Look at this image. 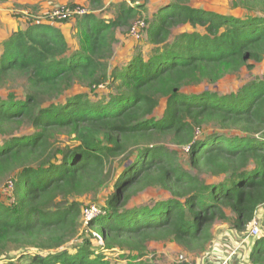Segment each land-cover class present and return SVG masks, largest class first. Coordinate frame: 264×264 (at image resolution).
Masks as SVG:
<instances>
[{
    "label": "trees",
    "instance_id": "16d2710c",
    "mask_svg": "<svg viewBox=\"0 0 264 264\" xmlns=\"http://www.w3.org/2000/svg\"><path fill=\"white\" fill-rule=\"evenodd\" d=\"M115 7L114 18L90 13L76 22V49L45 22H31L3 43L0 88L20 76L29 91L25 99L0 97V135L10 134L0 143V184L11 182V203L0 196V257L30 247L48 254L23 255L24 264H113L89 240L73 254L63 249L79 231L77 198L111 185L104 212L90 226L108 247L139 257L151 242L204 251L217 221L246 232L264 206V78L229 95L185 92L264 62V0H234L233 7L246 10L238 17L193 7L191 0H168L153 11L140 2ZM137 19L145 21L146 44L112 65L117 30ZM186 26L192 30L175 32ZM75 83L107 92L97 102L85 94L60 100ZM163 100L166 109L156 119ZM23 124L33 132H10ZM211 124L228 133L199 137ZM60 134L75 143L61 149ZM168 140L180 150L169 149ZM186 146L191 169L218 182L177 162ZM149 188L169 197L128 207ZM249 264H264V236L253 241Z\"/></svg>",
    "mask_w": 264,
    "mask_h": 264
},
{
    "label": "rangeland",
    "instance_id": "374dc122",
    "mask_svg": "<svg viewBox=\"0 0 264 264\" xmlns=\"http://www.w3.org/2000/svg\"><path fill=\"white\" fill-rule=\"evenodd\" d=\"M1 1H5V0H1ZM121 1L126 2L128 0H121ZM121 1L79 0L78 2H76L75 0H71V2H68V4L63 5L57 3V5L56 4H54V6L51 5L50 7L52 8L49 11L45 13L38 12L37 14L29 10V6H26L25 8L20 7L21 9L24 10H21L17 13L14 10L13 16H17V18L20 17V19L23 20V25L28 27V25L31 22L49 23L47 20L48 19L47 14L56 7L81 6L86 10V15L92 13L98 17L104 16L105 18L111 19L114 18L116 15L115 6ZM167 1L168 0H136V1L130 0L131 3L140 2L141 4L146 5L147 9H149L150 11H153L160 2H167ZM127 5L131 6L128 2ZM191 5L196 8H202L207 11H213L222 15L224 14V15L238 17L240 15L246 14L245 8L233 7L234 0H191ZM19 14L21 16H18ZM23 14L27 15L26 16L27 18L24 17ZM148 17H149L148 14L143 15V19L145 20H147ZM80 18L81 17H76L67 22L50 23L52 25L59 23L71 25L70 41H73V43H71L73 49L79 47V40L76 36L77 31L75 26H76V22ZM136 21H138V19ZM131 26L132 25H130V27L117 30L116 33L117 41L114 44V52L110 61L112 65H116L117 63H119L123 59H126L128 56L134 53L137 46L139 45L143 46L146 44L147 35L144 32V30L142 31L141 34L142 36L140 37V39L135 40V37L132 34V30H130ZM191 30L192 29L186 26V27H179L178 29H176L175 32H184ZM263 78H264V62L255 65V68L253 70H248L247 68H243L240 72L236 74H227L221 81H219L215 85L202 84L200 86L186 88L185 92L199 93L203 91H210L213 93H217L218 95L221 96L229 95L232 93H236L244 85L254 80H262ZM28 91H29V87L26 79L24 77L14 76L13 78L8 80L5 86L0 88V97L6 98L9 94L13 93L19 99H23V98L25 99V96ZM106 92H107V87H101L98 90L94 91L81 84L75 83L73 88L68 90L60 98V100H64L68 96L85 94L89 97L91 101L97 102L102 97L105 96ZM165 109H166V103L165 100H163L155 112V118L160 119ZM10 132L16 133L15 135L17 136L28 135L33 132V128L31 127V125L23 124L19 128L18 126L13 127ZM212 132L228 133V131L226 132L225 130H218L217 125L211 124L201 129L198 135L199 137H202L203 135L210 134ZM262 132L264 133V130ZM9 135H7L6 137H8ZM256 136H261V135L257 133ZM6 137L0 135L1 144L5 141ZM73 139H74L73 135L60 134V136H58L59 147L61 149H64L68 145H73L75 143ZM166 144L171 150H175V151L180 150L178 147L172 145L169 140L166 142ZM188 158L189 157L187 154L179 155L177 162L180 165H183L185 169L192 171L193 175L200 177L202 180L208 183L219 181V178L217 177H210L207 174L199 173L198 171L191 169ZM9 184H10L9 180H7V182L3 184H0V196L2 197V200L8 204L11 203L10 187L8 188ZM112 187L113 185H111V187L109 186L108 188L102 190L97 195L89 194L77 198V201L83 204L79 231L76 234L75 238L69 243H67L63 247V249H69L70 253L73 254L76 252V247L78 245L82 244L85 240H89L92 245V250L94 251V253L105 255L108 259H110L111 263L113 264H127L134 261H146L150 264H181V263L202 264L206 256H208L211 253H214V251H212V247L214 248V245L216 244V242L219 241L220 237L224 238L225 236H227L228 239H231V235L234 238H236L237 236L236 230L232 228V224H231L232 221L229 222L217 221L212 227V235H213L212 240L210 241L209 245H207V249L204 251H194V252L186 251L184 248L171 241L149 243L145 248L144 255L142 257H139L138 254L135 252L122 251L117 248H110L105 244L102 237H100V235L97 234L96 228L95 227L91 228L90 223H93V225H95L97 218H99L102 215V211L104 212L103 209L104 201L102 199H105V197L109 194V192L110 193L112 192L113 190ZM167 197H169V193L167 191H164L162 189L149 188L145 191L138 193L136 196L132 197L131 200L129 201L128 207L154 204V202L161 201ZM92 207H95V209H97L98 212L100 210L99 216H96V213L98 212L92 214L93 216L89 215L88 211L91 210ZM226 212L227 215L233 219V214L229 210H226ZM256 214L261 222V228H262L261 234L264 235V206H261L257 210ZM254 240L257 239H251L249 242V246L252 245ZM226 246L229 247L230 245L227 243ZM233 246L234 244L232 245V247ZM246 251L247 249L243 250L242 253L243 256H246ZM36 254L46 255L48 253L47 251L41 252L35 248H30V247L19 250L17 249L15 250V248L13 247L8 252V254H4L0 257V264H24L27 262V260L21 258L23 255H36ZM239 261H240L238 262L239 264H244L241 260ZM245 264H249V262H246Z\"/></svg>",
    "mask_w": 264,
    "mask_h": 264
},
{
    "label": "crops",
    "instance_id": "0c3cea01",
    "mask_svg": "<svg viewBox=\"0 0 264 264\" xmlns=\"http://www.w3.org/2000/svg\"><path fill=\"white\" fill-rule=\"evenodd\" d=\"M78 2L79 0H75ZM87 1V0H86ZM121 1V0H118ZM68 2H71V0H0V53L3 50V43L15 32L25 30L27 26L23 25V20L20 19V17L17 18V16H13L14 10L17 12L24 10L21 8H25L26 6H29V10H31L33 13L37 14L38 12L45 13L49 11L54 4H68ZM122 2V1H121ZM168 2V1H167ZM167 2H160L159 4H165ZM82 3V2H81ZM158 4V5H159ZM19 7V8H18ZM21 7V8H20ZM18 16H21L20 14ZM24 17H26L23 14ZM104 17V16H103ZM22 18V17H21ZM24 19V18H23ZM56 25V26H55ZM54 26L59 28L65 37L69 40V43H73L71 40V25L66 24H55ZM245 232H238L236 231V238L232 237L231 239H228L227 236L224 238L220 237L219 241L216 242L214 245V248L212 247V251H214L217 258H221L226 256V253L229 249H231L232 245H237V243L244 240V234ZM249 242H246L244 244V249H247L246 256L241 257H234L231 264H239V260H241L244 264L246 262H249V253L251 250V246H249ZM227 243L230 245L227 247ZM241 255V254H240ZM245 260V261H244Z\"/></svg>",
    "mask_w": 264,
    "mask_h": 264
},
{
    "label": "built area",
    "instance_id": "2783aa9c",
    "mask_svg": "<svg viewBox=\"0 0 264 264\" xmlns=\"http://www.w3.org/2000/svg\"><path fill=\"white\" fill-rule=\"evenodd\" d=\"M129 3L131 6L133 3L130 2V0L126 1V3ZM86 15V10L81 6H62V7H56L52 9L48 14V22L54 23V22H67L73 18L76 17H82ZM27 16V15H25ZM27 18V17H26ZM29 20V19H28ZM145 21L139 20L135 22L130 30H132V34L135 37V40L140 39L142 36V31L145 29ZM190 146H186L182 148L183 153L186 155L190 154ZM11 186V182H10ZM98 212L95 207H92L91 210L88 211L89 215H92L94 213ZM100 210L98 213H96V216H99ZM93 216V215H92ZM262 233L261 228V222L260 219L257 217V214L254 218V220L251 222V224L248 227V230L244 233V240L237 243L236 246L231 247L226 253L225 258H217L215 253H211L208 256H206L202 262V264H231L234 257H241L243 250H244V244L251 239H258L264 235ZM241 254V255H240Z\"/></svg>",
    "mask_w": 264,
    "mask_h": 264
}]
</instances>
